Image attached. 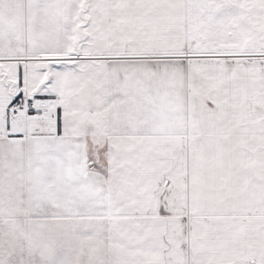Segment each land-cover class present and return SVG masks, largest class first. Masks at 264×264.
Instances as JSON below:
<instances>
[{
	"label": "snow or ice",
	"instance_id": "6c2138e0",
	"mask_svg": "<svg viewBox=\"0 0 264 264\" xmlns=\"http://www.w3.org/2000/svg\"><path fill=\"white\" fill-rule=\"evenodd\" d=\"M0 264H264V0H0Z\"/></svg>",
	"mask_w": 264,
	"mask_h": 264
}]
</instances>
